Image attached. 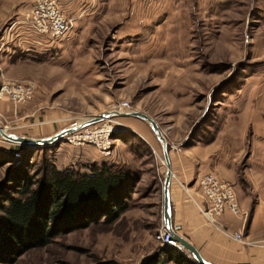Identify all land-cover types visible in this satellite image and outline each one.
<instances>
[{
  "label": "rangeland",
  "instance_id": "obj_1",
  "mask_svg": "<svg viewBox=\"0 0 264 264\" xmlns=\"http://www.w3.org/2000/svg\"><path fill=\"white\" fill-rule=\"evenodd\" d=\"M88 1V13L75 23L70 17L51 49L11 54L25 76L8 80H32L35 89L28 101L11 103L8 119L0 115L4 130L45 137L104 111L137 110L156 122L170 156L194 146L189 158L200 174L253 194L255 168H264V111H257L264 108V0ZM103 121L114 126L110 155L64 137L44 153L53 160L58 145L84 147L91 158L113 161L123 149L121 164L138 175L128 208L111 224L59 234L9 264H144L160 247L153 239L162 224L160 146L142 120L114 115L91 124ZM13 145L0 138V149Z\"/></svg>",
  "mask_w": 264,
  "mask_h": 264
},
{
  "label": "trees",
  "instance_id": "obj_2",
  "mask_svg": "<svg viewBox=\"0 0 264 264\" xmlns=\"http://www.w3.org/2000/svg\"><path fill=\"white\" fill-rule=\"evenodd\" d=\"M123 138L119 136V138ZM47 146L0 149V264L52 238L94 224H111L128 208L135 170L91 163L87 171L58 169ZM42 151L39 158L35 153ZM99 264H118L107 260ZM144 264H196L184 250L158 247Z\"/></svg>",
  "mask_w": 264,
  "mask_h": 264
},
{
  "label": "crops",
  "instance_id": "obj_3",
  "mask_svg": "<svg viewBox=\"0 0 264 264\" xmlns=\"http://www.w3.org/2000/svg\"><path fill=\"white\" fill-rule=\"evenodd\" d=\"M56 2L69 19L73 18L74 23L88 13V0H56ZM25 6L26 0H0V81L25 76V69L21 68L20 71L22 64L17 61L20 56L17 55L11 61V54L15 50H29L30 46L32 50L48 51L53 47L54 41L44 42L42 45L36 44L16 23L21 18ZM28 41L31 45L27 44ZM11 107L13 106L7 97H0L2 117L9 118ZM19 109L16 107L13 115L22 118L25 114L20 113ZM257 111L261 113L264 108L259 107ZM60 129L62 126L53 133ZM193 149L194 146L186 148L188 152L184 153L185 155L174 157L169 155L170 218L172 225H178L176 232L189 241L204 259L213 264H264V168L260 166L255 168L256 182L253 185V194L235 189L239 208L244 213L242 216L225 212L217 217H208L200 213L194 204L200 200L195 184L200 173L189 158ZM122 151L124 150L119 149L121 155L117 154L118 157H114L113 161L110 159L107 161L105 158H91L88 149L84 147L68 148L58 145L53 153V163L58 169L73 168L78 164L80 171L84 172L91 163H123ZM261 157L264 160V154ZM233 233H241L242 240L234 239Z\"/></svg>",
  "mask_w": 264,
  "mask_h": 264
},
{
  "label": "built area",
  "instance_id": "obj_4",
  "mask_svg": "<svg viewBox=\"0 0 264 264\" xmlns=\"http://www.w3.org/2000/svg\"><path fill=\"white\" fill-rule=\"evenodd\" d=\"M148 2L150 0H138ZM71 20L58 7L56 0H30L28 7L22 12L21 18L16 23L22 27L26 36L33 39L38 45L44 42L56 41L64 37L70 27ZM28 45L31 43L28 41ZM35 89L32 80H8L0 82V97L7 99L14 105L28 101ZM126 106V102L121 103ZM95 124V123H94ZM89 124L63 135L64 140L70 145H92L98 153L108 156L111 153L110 134L114 126L103 121L101 124ZM196 193L199 202H194L197 210L208 217H217L222 213L242 216L244 213L239 208L235 191L230 183L217 177L211 172L199 174L195 181ZM177 231L178 225H172ZM232 237L242 240L241 233H233ZM153 239L159 246H172L178 249L179 245L171 239L169 231L161 224L153 233Z\"/></svg>",
  "mask_w": 264,
  "mask_h": 264
},
{
  "label": "water",
  "instance_id": "obj_5",
  "mask_svg": "<svg viewBox=\"0 0 264 264\" xmlns=\"http://www.w3.org/2000/svg\"><path fill=\"white\" fill-rule=\"evenodd\" d=\"M130 116L135 117L144 121L150 128L151 133L154 135L157 143L160 146L161 157L164 164V174L161 181V214H162V225L169 231L171 239L176 241L179 245L180 249H183L187 255L196 263V264H213L206 259H204L198 250L183 236L179 235L175 230L172 228L171 218H170V202H169V183L171 178V168H170V161H169V154L167 149V142L166 139L157 126L156 122L143 112H139L137 110H125V111H104L99 113L96 116L88 117L84 120L74 122L73 124L66 126L51 135L45 137H27L23 135H17L11 132H6L4 127L0 125V138L13 143L19 144L22 146L36 148V147H43L47 145H51L54 142L60 140L63 135L70 133L76 129H79L83 126L89 125L94 122H98L102 119H105L109 116ZM167 247V246H164Z\"/></svg>",
  "mask_w": 264,
  "mask_h": 264
},
{
  "label": "bare ground",
  "instance_id": "obj_6",
  "mask_svg": "<svg viewBox=\"0 0 264 264\" xmlns=\"http://www.w3.org/2000/svg\"><path fill=\"white\" fill-rule=\"evenodd\" d=\"M162 163H163V160H162Z\"/></svg>",
  "mask_w": 264,
  "mask_h": 264
}]
</instances>
